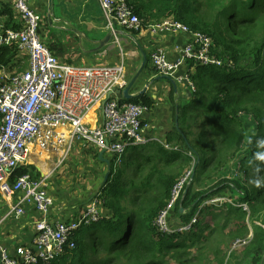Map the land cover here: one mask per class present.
<instances>
[{
	"label": "trees",
	"instance_id": "obj_1",
	"mask_svg": "<svg viewBox=\"0 0 264 264\" xmlns=\"http://www.w3.org/2000/svg\"><path fill=\"white\" fill-rule=\"evenodd\" d=\"M126 2L141 22L140 29L133 33L163 20L179 21L190 30L212 39L213 53L222 65L195 66L190 75L195 92L188 104L178 109V129L174 126L165 139L168 145L177 149H165L158 142L127 146L125 153H129L133 169L124 181V168H115L110 161L108 180L98 192L103 217L79 230L75 235L74 249L47 264L188 262L191 250L202 240L193 239L190 234L162 233L155 223L168 206L173 187L188 168L193 171L191 180L175 207L180 224L189 223L205 199L227 190L231 198L235 197V203L247 205L248 211L238 207L239 204L232 207L224 203V211L221 207L220 210L224 212L225 220L220 228L224 231L226 224L234 221L237 228L229 237L245 235L246 238L248 229L240 223L249 221L252 233V241L247 247L251 256L249 264H260L264 255V0ZM0 20L6 27H19L14 23L8 4L1 6ZM18 53L14 45L2 48L0 71ZM121 101L142 104L148 112L152 108V101L144 95L130 100L122 97ZM242 115L256 124L255 134L249 136L247 143L246 132L240 122ZM189 117L194 119L196 130L187 124ZM245 144L247 154L238 159L237 180L220 178L206 191L192 192L194 185L201 186L219 178L226 165L239 156ZM24 174H30L34 179L40 177L33 166H25L17 168L12 178ZM103 211L107 213L103 214ZM258 222L263 227L257 226ZM214 233L215 230L207 233L203 241ZM220 254L217 249L214 259L217 264H224Z\"/></svg>",
	"mask_w": 264,
	"mask_h": 264
},
{
	"label": "built area",
	"instance_id": "obj_2",
	"mask_svg": "<svg viewBox=\"0 0 264 264\" xmlns=\"http://www.w3.org/2000/svg\"><path fill=\"white\" fill-rule=\"evenodd\" d=\"M34 1L0 0V9L8 4L14 23L19 26L12 29L0 20V51L14 45L28 58L25 72L3 76L0 80V196L8 206L0 225L10 219L24 220L29 213L35 217L31 242L17 245L12 254L0 245V264L50 263L75 248V235L81 228L103 217L97 194L76 217L49 222L46 216L54 200L47 176L34 179L24 174L12 178L17 168L28 166L31 146L35 145L39 152L62 149L61 156L65 158L75 144L83 143L99 152H108L115 168L122 164L129 145L144 146L157 141L165 149L172 148L165 141L152 140L146 135L143 115L148 111L142 104L121 101L128 85L124 53L120 51L121 59L113 65H76L61 61L41 40L42 18L33 7ZM97 1L105 28L115 42L118 27L130 32L140 29L141 22L126 0ZM149 30L154 34L164 31L188 35L187 43L177 48V60L171 61L163 49L153 50L150 60L159 75L184 83L190 94L195 92L190 77L195 66L222 65L213 53L212 39L179 21L163 20L151 24ZM189 61L192 67L187 65ZM95 104L101 105L102 120L100 125L90 127L84 118ZM189 170L173 187L168 206L156 219L162 233H172L162 227V221L189 184L192 169ZM211 201L217 203L220 199ZM195 222L192 218L189 223L180 224L177 233Z\"/></svg>",
	"mask_w": 264,
	"mask_h": 264
},
{
	"label": "crops",
	"instance_id": "obj_3",
	"mask_svg": "<svg viewBox=\"0 0 264 264\" xmlns=\"http://www.w3.org/2000/svg\"><path fill=\"white\" fill-rule=\"evenodd\" d=\"M33 7L42 18L41 40L61 61L76 65H113L119 63L120 51L124 53L128 83L140 71L130 88L129 94L134 98L144 91L142 95L147 96L152 101V108L143 115L146 135L149 139L164 142L167 134L175 126L179 107L188 104L191 94L184 83L166 79L159 75L152 66L150 55L153 50L163 49L171 61L177 60V48L187 43L188 35L164 31L154 34L149 30L151 24L138 33L118 27L116 29L117 42H115L105 28L97 0H52L51 7H49L48 0H35ZM106 36H108L107 40ZM189 64L192 65V62L189 61L187 65ZM184 70L185 67L181 69L182 72ZM84 119L90 127L100 125L102 120L101 105L95 104L87 112ZM75 145L81 148L86 146L87 149L91 150L98 162L96 168L99 171L101 169L107 172V164L99 160V151L83 143ZM31 147L33 151L28 155L27 164L36 169L40 174L39 178L47 176L50 191L52 188L50 189L49 186L53 187V185L49 176L52 175L54 169L50 171L49 162L50 159L54 158L53 153L56 152H39L35 145ZM83 150L77 153L80 154ZM71 154L72 152L69 154L68 161L71 160ZM103 160L109 161L110 165L112 158L108 152L103 154ZM123 161L125 163L122 167L125 166L127 170L132 172L133 162L129 160V153H125ZM130 175L127 174L126 177ZM58 176L53 177L57 179ZM86 186L87 184L80 186L72 184V188L76 189L73 190L70 184V190L66 192L63 184L58 192L51 190L50 193L54 195V205L48 212L46 219L49 222H54L57 220L66 221L76 217L91 198L89 197L91 191ZM72 190L75 193H72ZM0 203L1 218L8 206L1 196ZM105 213L107 212L103 211V214ZM34 220V215L29 213L24 220L10 219L1 224L0 245L9 254H12L17 245L30 243L33 238Z\"/></svg>",
	"mask_w": 264,
	"mask_h": 264
},
{
	"label": "rangeland",
	"instance_id": "obj_4",
	"mask_svg": "<svg viewBox=\"0 0 264 264\" xmlns=\"http://www.w3.org/2000/svg\"><path fill=\"white\" fill-rule=\"evenodd\" d=\"M262 18L264 19V15ZM231 66L232 65H230V67ZM27 67H28L27 56L24 53L22 54L21 52H19L17 57L13 61H11L9 65H7L2 69L0 80L1 78H3V76H10L12 74L23 73L26 71ZM0 84H2V82H0ZM240 122L243 126V129L246 132V143H247L249 136L255 134L256 124L252 119L244 115L240 116ZM187 124L188 125L190 124L191 128L193 130H196L197 127L194 125L195 121L192 117H189ZM181 149L184 148L181 147ZM82 150H83L82 153L80 154L77 153L78 151L81 152ZM61 151L62 149L59 152L53 153L54 158L50 159L49 162L50 171L54 169L52 175L49 176L51 178L53 187L49 186V188L50 189L52 188L51 189L52 191L58 192L60 187L64 184L65 185L64 191L68 192V190H70V184H71V188H72V184L76 186H80L81 184L82 185L87 184L86 187H88V189L91 191V193H89V197L97 196L99 192V187L103 181V177L106 170L104 171L100 169L99 171L96 168L98 162L96 161L92 151L87 149L86 146L81 148L80 146L75 145L72 151L69 152V154L72 152L70 161H68L70 155L68 154L64 158L63 156H61ZM50 153L52 152L50 151ZM244 154H247L246 144L244 145L243 150L239 154V156L232 159L230 163L226 165L224 170L221 172L219 178L203 183L201 186L194 185L192 187V192L206 191L207 189L211 188L213 184L218 182L220 178H223L224 180H228V179L237 180L238 159H240V157L243 156ZM122 166H123V162L118 168L120 169L124 168L123 170L124 176L122 175V181H124L129 178L126 177V175L131 174V170H127L125 166L124 167ZM184 169H182L181 171H183ZM189 169L190 168H188L187 172L190 171ZM53 176H58V178L56 179ZM70 179H71V183H70ZM73 190L71 192L75 193ZM218 194H219L218 196L217 194H213L212 197L205 199V201L201 202L197 207L196 211L191 216V219L194 218L196 222L192 224V226L189 227L188 229L181 230L180 233L184 235L190 234L189 236H192L193 239L199 238L202 241L205 238L203 236H206L207 233L209 234L212 230H215V233L212 234V236L209 237L207 241H203V242L200 241L197 244H195L194 248L191 250V256L189 257V261L183 262L182 264H217L214 259L215 258L214 252L217 249L220 250L221 253L220 255L224 259V264H249L251 262V256H249V253H247V247L252 241L250 222L244 221V223H240L241 226H245L248 229L249 233L248 235H246V238L244 237L245 235L244 236L241 235L240 238L235 237V235L229 237V235L233 233L232 230H234V228H237V223L234 221L231 222L229 221V223L226 224L224 231H222L223 228H220L221 225L223 224V221L225 220L224 219L225 214L224 212L221 213L222 211L220 210V207L223 210L224 203H226L227 205H231L232 207H236L239 204L240 206L245 207V209L248 208V206L245 204H240V202L235 203L236 202L235 197L231 198L232 195L227 190ZM52 196L54 197L53 194ZM217 199H220V202L212 203L211 200H217ZM177 203L178 201L176 202L175 206L172 207L173 209L171 212L166 213L165 215L166 223H165V219L164 221H162L163 222L162 227L170 232H178V228L180 225L178 215L175 212V207ZM212 215L213 216L216 215V217L212 218ZM256 225L262 226L261 223L259 222L256 223ZM202 229L204 231H201ZM168 264H177V263H175L173 260H170ZM260 264H264V255L262 257Z\"/></svg>",
	"mask_w": 264,
	"mask_h": 264
},
{
	"label": "water",
	"instance_id": "obj_5",
	"mask_svg": "<svg viewBox=\"0 0 264 264\" xmlns=\"http://www.w3.org/2000/svg\"><path fill=\"white\" fill-rule=\"evenodd\" d=\"M51 1L52 0H48V2H49V7H51ZM108 39V36H106V40ZM139 74H140V71L137 73V75L135 76V78H133L129 83H128V85H127V87L123 90V92H122V97L125 99V100H130V99H132L133 98V96H131L130 94H129V91H130V88L133 86V84H134V82H135V80L137 79V77L139 76ZM164 77V76H163ZM164 78H166V79H168L167 77H164ZM144 93V91H142L141 93H140V95L139 96H141L142 94ZM177 116H176V118H175V127H176V129H178V124H177ZM105 153V151H101L100 153H99V160H101L102 162H104V163H106L107 164V166H108V168H107V172H106V174H105V176H104V178H103V181H102V185H104L106 182H107V180H108V177H109V174H110V165H109V161H107V160H103V154ZM186 193V190L184 191V194ZM180 212H182V209H180Z\"/></svg>",
	"mask_w": 264,
	"mask_h": 264
},
{
	"label": "bare ground",
	"instance_id": "obj_6",
	"mask_svg": "<svg viewBox=\"0 0 264 264\" xmlns=\"http://www.w3.org/2000/svg\"><path fill=\"white\" fill-rule=\"evenodd\" d=\"M40 156V155H39ZM34 163V162H33Z\"/></svg>",
	"mask_w": 264,
	"mask_h": 264
}]
</instances>
